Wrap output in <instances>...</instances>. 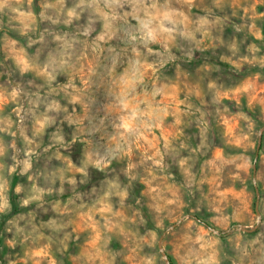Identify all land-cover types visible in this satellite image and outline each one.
<instances>
[{
  "label": "rangeland",
  "instance_id": "1",
  "mask_svg": "<svg viewBox=\"0 0 264 264\" xmlns=\"http://www.w3.org/2000/svg\"><path fill=\"white\" fill-rule=\"evenodd\" d=\"M125 96L147 140L120 139ZM198 235L264 264V0H8L0 264H186Z\"/></svg>",
  "mask_w": 264,
  "mask_h": 264
},
{
  "label": "clouds",
  "instance_id": "2",
  "mask_svg": "<svg viewBox=\"0 0 264 264\" xmlns=\"http://www.w3.org/2000/svg\"><path fill=\"white\" fill-rule=\"evenodd\" d=\"M7 2L8 0H0V9H2ZM114 2L119 3V0H114ZM136 2H140V0H136ZM151 7L156 8V4L153 3ZM13 11H18V9H13ZM72 14L71 12L69 13V15ZM145 15L147 18L141 21V26L146 39L155 40L158 33H169L171 31L164 26V22L172 20V13L168 11L160 12L158 10L155 13H151L146 9ZM154 21L156 22L155 26H153ZM133 39H135V37H133ZM21 62L25 65L27 63L26 61ZM12 95H16L15 91H13ZM77 99V97L73 98L74 101ZM120 111L124 113L119 116L120 123L117 126L120 129V139L125 141V143L128 142L129 137H134L136 142L141 139L147 140L148 137L145 135V132L150 131L152 125L148 123V120H145L144 117L151 119L153 114L151 112L141 111L139 109V104L134 103L126 96L120 101ZM46 120L47 118H45L44 121H38L41 128L44 127ZM117 147L119 148L120 146L117 145ZM92 163L94 167L100 171H103L104 168L109 167L111 164L110 161H105L103 158L97 159ZM77 171L83 172L84 169H77ZM113 187H116V185H113ZM153 191H155V189H153ZM109 195L110 193L106 192L105 199H107ZM101 203L102 207L99 209L100 212L110 210L109 205L104 204L103 201H101ZM188 240H191V237H189ZM195 243L199 245V248L196 251H193L191 248L188 249L186 264H193V261L195 264H217L216 254L209 251L213 248L214 243L205 240L202 235L196 236Z\"/></svg>",
  "mask_w": 264,
  "mask_h": 264
},
{
  "label": "water",
  "instance_id": "3",
  "mask_svg": "<svg viewBox=\"0 0 264 264\" xmlns=\"http://www.w3.org/2000/svg\"><path fill=\"white\" fill-rule=\"evenodd\" d=\"M253 168H254V173H255V171H256V162H254L253 163ZM256 195H257V197H259V192H258V190L256 191ZM255 210H256V212H257V214L259 215V210H258V201H256V204H255ZM244 229H246V228H244ZM247 230H252V229H247ZM161 240H162V238L160 239V243H159V247L161 248ZM169 264V263H168Z\"/></svg>",
  "mask_w": 264,
  "mask_h": 264
}]
</instances>
